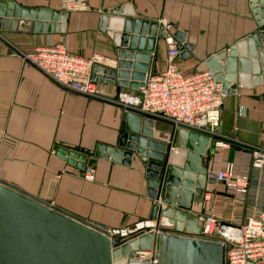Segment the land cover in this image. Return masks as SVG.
I'll use <instances>...</instances> for the list:
<instances>
[{"label": "crops", "instance_id": "1", "mask_svg": "<svg viewBox=\"0 0 264 264\" xmlns=\"http://www.w3.org/2000/svg\"><path fill=\"white\" fill-rule=\"evenodd\" d=\"M0 1L34 10L43 26L37 32L0 29V180L107 229L149 220L155 200L148 193L147 165L138 153L129 165L102 157L85 168L56 155L57 145L86 152L88 159L99 144L118 146L125 130L124 111L108 100L63 89L25 62L24 55L64 42L70 52L99 57L98 64L114 68L119 27L129 14L152 21L165 18L190 45L189 54L177 59L182 71L208 68L210 57L225 53V60L218 62L226 65L232 58L235 75L230 84L235 91L224 100L220 123L231 146L215 149L210 141L201 156L208 173L203 200H193L189 209L172 204L168 218L182 230L200 229V216L208 213L210 200L226 222L245 216L247 207L225 194L208 167L214 156L232 160L242 147H264V41L259 36L262 48L256 50V41L248 40L264 31V25L258 24L253 0H89L86 11H67L61 0ZM166 51L165 38L157 37L152 57L158 71L165 69ZM98 84L109 96L137 92L119 88L116 81ZM174 128L159 119L154 137L167 141ZM87 167L95 170L93 180L84 177Z\"/></svg>", "mask_w": 264, "mask_h": 264}, {"label": "water", "instance_id": "2", "mask_svg": "<svg viewBox=\"0 0 264 264\" xmlns=\"http://www.w3.org/2000/svg\"><path fill=\"white\" fill-rule=\"evenodd\" d=\"M253 1L255 17L262 26L264 1ZM36 17L34 10L24 9L13 1H0V29L4 31L37 32L43 26ZM119 29L116 67L94 64L92 78L97 82L116 81L119 88L138 90L150 72L158 71L152 49L157 37H165V31L157 21L133 14ZM175 35L182 50L180 56L188 55L190 45L184 43L180 33ZM259 36L264 41V31L248 37L249 41H256V50L262 48ZM224 55H214L206 64L224 90L233 93L232 58H227L226 65L218 62L225 60ZM223 70L228 73L223 74ZM123 119L125 130L118 146L99 144L88 159L86 152L57 145L56 155L85 168L102 157L129 165L133 153H138L147 165L148 193L155 200L150 217L156 222L155 231H142L126 240L111 236L104 225L78 217L0 180V264H132L130 255L135 251H153V264H226L227 242L199 237V229L182 230L168 218L172 204L189 209L193 200H203L208 173L201 156L212 135L179 126L167 141L159 140L154 137L159 118L130 110L124 111ZM196 142L199 144L195 145Z\"/></svg>", "mask_w": 264, "mask_h": 264}, {"label": "built area", "instance_id": "3", "mask_svg": "<svg viewBox=\"0 0 264 264\" xmlns=\"http://www.w3.org/2000/svg\"><path fill=\"white\" fill-rule=\"evenodd\" d=\"M67 11L90 9L89 0H61ZM165 31L167 43L166 66L162 71L150 72L137 92H119L107 95L92 78L94 64L99 57H84L69 51L64 42L36 47L24 55L28 62L65 90L90 98L108 100L123 111L140 112L163 119L175 127L208 132L212 135L211 147L228 149L230 140L220 132L221 112L228 93L209 68L185 73L178 65L181 46L173 25L162 18L157 21ZM232 160L214 156L208 171L223 184L225 194L237 205L247 207L243 218L233 222H221L216 214L200 216L201 226L197 236L221 238L228 243L226 264H264V147H242ZM239 153L244 154V160ZM87 180L95 178V170H84ZM156 222L151 219L134 225L108 229L111 236L128 239L142 231H155ZM132 264H153V251H135L130 255Z\"/></svg>", "mask_w": 264, "mask_h": 264}, {"label": "rangeland", "instance_id": "4", "mask_svg": "<svg viewBox=\"0 0 264 264\" xmlns=\"http://www.w3.org/2000/svg\"><path fill=\"white\" fill-rule=\"evenodd\" d=\"M207 206H208V209H207L208 213H212V214L214 213L219 217V215L217 213L218 210H217V205L215 204V201L214 202H213V200L208 201ZM220 220H221V222H226V220H224V218H220Z\"/></svg>", "mask_w": 264, "mask_h": 264}]
</instances>
